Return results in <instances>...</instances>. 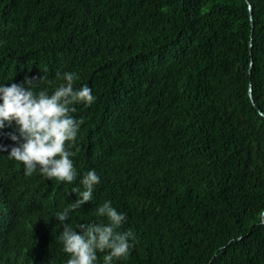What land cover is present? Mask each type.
Masks as SVG:
<instances>
[{
	"label": "trees",
	"instance_id": "obj_1",
	"mask_svg": "<svg viewBox=\"0 0 264 264\" xmlns=\"http://www.w3.org/2000/svg\"><path fill=\"white\" fill-rule=\"evenodd\" d=\"M64 72L96 97L72 114L79 175L26 176L0 129V264H66L53 214L92 169L65 223L110 200L135 235L114 264H264V0H0V85Z\"/></svg>",
	"mask_w": 264,
	"mask_h": 264
},
{
	"label": "clouds",
	"instance_id": "obj_2",
	"mask_svg": "<svg viewBox=\"0 0 264 264\" xmlns=\"http://www.w3.org/2000/svg\"><path fill=\"white\" fill-rule=\"evenodd\" d=\"M58 76L63 83L51 94L47 89L36 90L41 76L26 77L20 84L0 85V129L13 122L17 126L19 137L12 135L11 139L20 142L11 148L8 158L20 162L26 176L38 170L45 179L71 184L79 175L72 159L76 153L71 149L76 146L84 123L83 118L77 119L72 114L76 111L75 105L91 106L96 97L88 85L75 87L79 79L76 73L64 72ZM100 183L95 169L87 171L80 179L83 190H73L78 199L53 214L63 226L59 239L69 256L66 264H99V253L104 254L103 264H114L127 259L134 247L131 242L135 240L134 233L121 230L126 214L118 212L110 200L95 210L96 217L104 219L81 223L77 228L65 223L71 212L92 201ZM258 215L259 223L264 225V210Z\"/></svg>",
	"mask_w": 264,
	"mask_h": 264
},
{
	"label": "water",
	"instance_id": "obj_3",
	"mask_svg": "<svg viewBox=\"0 0 264 264\" xmlns=\"http://www.w3.org/2000/svg\"><path fill=\"white\" fill-rule=\"evenodd\" d=\"M248 5H249V10L251 11V5L248 3ZM251 89H249V95H250V97L252 98V96H251ZM260 114H262L263 115V113L262 112H260Z\"/></svg>",
	"mask_w": 264,
	"mask_h": 264
},
{
	"label": "bare ground",
	"instance_id": "obj_4",
	"mask_svg": "<svg viewBox=\"0 0 264 264\" xmlns=\"http://www.w3.org/2000/svg\"><path fill=\"white\" fill-rule=\"evenodd\" d=\"M192 136V135H191Z\"/></svg>",
	"mask_w": 264,
	"mask_h": 264
}]
</instances>
